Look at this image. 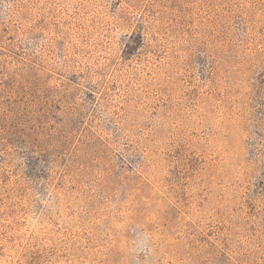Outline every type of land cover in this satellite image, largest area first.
<instances>
[{
	"label": "rangeland",
	"instance_id": "1",
	"mask_svg": "<svg viewBox=\"0 0 264 264\" xmlns=\"http://www.w3.org/2000/svg\"><path fill=\"white\" fill-rule=\"evenodd\" d=\"M0 264H264V0H0Z\"/></svg>",
	"mask_w": 264,
	"mask_h": 264
}]
</instances>
